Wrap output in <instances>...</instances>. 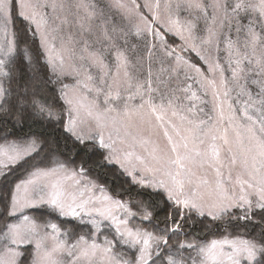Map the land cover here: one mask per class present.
<instances>
[{
  "label": "snow or ice",
  "instance_id": "snow-or-ice-1",
  "mask_svg": "<svg viewBox=\"0 0 264 264\" xmlns=\"http://www.w3.org/2000/svg\"><path fill=\"white\" fill-rule=\"evenodd\" d=\"M0 264H264V0H0Z\"/></svg>",
  "mask_w": 264,
  "mask_h": 264
}]
</instances>
